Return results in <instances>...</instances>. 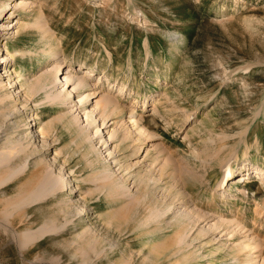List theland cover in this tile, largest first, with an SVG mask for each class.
<instances>
[{
	"label": "rangeland",
	"instance_id": "rangeland-1",
	"mask_svg": "<svg viewBox=\"0 0 264 264\" xmlns=\"http://www.w3.org/2000/svg\"><path fill=\"white\" fill-rule=\"evenodd\" d=\"M4 1L8 6L0 13V30L3 23L10 24L11 28L14 27L13 32L18 30L19 35L7 39V32L0 31V54L3 53L1 46L8 42L9 51L15 55L8 64L11 76L6 77L9 75L3 71L6 65L0 63V83L3 80L0 100L7 99L12 93L17 97V102L6 100L7 108L15 115L4 117L0 106V264H119V261H122L120 264H176L174 259L161 263L146 259L154 246V234L137 229V221H141L143 214L139 216L141 219L135 217L126 224L121 213L127 206L125 198L116 202L114 196L107 194L97 198L100 192L95 193L94 184L85 182L87 174L91 173L89 165L81 152L74 154L73 135L62 125L43 141L34 137L32 143L40 147V153L30 157L31 165L27 172L9 178L11 164L6 160L15 152L10 142L21 137L17 136L15 124L20 131H25V124L28 128L37 124L27 132L32 136V131L37 135V129L41 130L52 117L53 107L37 108L36 102L26 99L24 88L15 85L18 75L21 76L18 82H31L34 74L51 64L49 58L29 55L39 42L38 34L27 29V24L43 11L62 41L60 62L71 57L73 70H81L82 63L106 69L104 74L96 72L98 75L90 79L98 87H107L109 83L116 86L121 68L130 60L132 76L127 82L129 89L126 98L122 97V104L129 107L132 98L142 95L137 115L155 134L147 144L157 147L150 150V161L153 162L154 157L162 160L168 157L173 160L172 166L188 165L194 176L198 175L197 181L210 182L209 189L212 194L217 191V195V178H222V172L217 170L211 176L202 163L203 151L208 148L207 141L213 131L236 136L252 124L249 145L259 138L262 150L260 154L255 147L250 151L254 161L264 168V112L259 117L255 114L258 108L264 110V0H0V8ZM146 41L150 48L149 56L145 49ZM107 49L113 54L112 66L105 58ZM16 50H23L24 57L15 53ZM59 72L60 69L57 76ZM139 84L142 85L140 92ZM113 92L118 94L116 89ZM164 92L168 95L163 96ZM98 99L95 97L94 102ZM16 105L17 111L13 109ZM189 110H194L195 115L188 119L186 111ZM33 114L38 118L37 122L31 123ZM121 120L129 121L127 112ZM235 141L237 139L232 138L231 144ZM8 143L7 150L3 151L2 146ZM100 146H97L98 151H103V154L96 165L105 164L119 176L124 172L119 170L120 161L114 159L115 155L108 157L109 152ZM245 146L241 143L238 149L243 151ZM145 154L141 153L138 159L143 161ZM111 158L112 165L108 164ZM121 158L128 163L136 157ZM21 163L17 161L13 169H18ZM51 173L63 176L65 187L59 186L41 201L32 198L29 206L24 203L29 192L38 183L42 184L44 180L46 183ZM131 175L128 186L131 185L136 192L135 180H132L134 174ZM192 176L188 173L182 176V187L196 195L200 191L194 187ZM163 178L168 182L169 178ZM254 181L245 186L229 180L227 188L230 192L226 194L233 193L237 202L225 204L219 210L233 217L238 216L239 209L243 208V215L240 214L239 218L246 221L244 224L250 229H253L255 191L262 189L263 194H257V198L264 196V186L257 179ZM241 188L247 189L248 196L239 192ZM92 191L94 193L90 194ZM165 195L158 189L149 203L164 211L168 207ZM71 200V209L65 207ZM208 202L212 207L218 205L206 196L204 203ZM3 209L8 216L1 214ZM109 214L118 217L111 218ZM256 226L253 230L263 236L264 224ZM48 227L55 230L52 235L47 233ZM148 239L150 244L146 241ZM207 247L209 257L206 259L210 262L202 259L199 264H225L211 254L216 245Z\"/></svg>",
	"mask_w": 264,
	"mask_h": 264
},
{
	"label": "bare ground",
	"instance_id": "bare-ground-1",
	"mask_svg": "<svg viewBox=\"0 0 264 264\" xmlns=\"http://www.w3.org/2000/svg\"><path fill=\"white\" fill-rule=\"evenodd\" d=\"M130 1L132 2V0ZM7 6L8 3L4 1L2 8H0L1 14ZM2 28L0 31L7 32V39H10L12 35L13 38L19 35L18 30L15 33L13 32L14 27L11 28L10 24L3 23ZM28 28L38 34L37 42H39L28 54L31 57H40V59L49 58L51 64L46 66L44 71L34 74V79L31 82L26 80H23L21 83L18 82L19 78H21L18 75L17 79H15L17 81L14 80L15 85H20L21 88H24L26 99L36 102L37 108H44L47 105L53 107L52 117L44 124L41 130L37 129V135H34L32 131V136L27 132L37 127V124L31 128H28L27 124H25V131H20L19 126L15 124L17 136L21 137L15 138L10 142L15 152L6 160L7 164H11L9 178L13 179L20 173L27 172L31 165L30 157L40 153V147L32 143L33 138L35 137L43 141L46 136L53 135L59 125H62L64 130H69L73 135V143L76 146L74 154L81 152L89 165L91 173L87 174L85 182L94 184V192H100L97 198H101L102 194H107L110 197L114 196L115 202L125 198L127 206L122 209L121 213L123 222L126 224H129L135 217L141 219L140 215L143 214L141 221H137V229L142 228L146 233L151 232V234H154V246L147 254V260L161 263L163 260L173 261L174 259L176 264H199L202 259H208L207 246L211 244L212 247L213 245L217 246V248L211 251V254L224 261L225 264H228V261L233 262V264H264V235L261 236L262 233L260 235V232L253 230L255 227L257 228V224H264V196L261 197L259 195L261 199L257 198V194H263L262 189L258 188L255 191L256 194L254 193L255 203L252 211L253 229L248 228L244 224L246 221L243 222L239 218L243 208L239 207L238 216L233 215V217L219 211L224 208L225 204L237 202V196H233V193L231 195L226 194L230 192L227 188L229 180L233 179V182L247 186L257 179L264 186V168L254 161L250 151L252 147H255L256 152L260 154L262 150L259 138L255 140L253 145H249V138L251 136L250 127L252 124L247 125L236 136L234 135L235 137L214 131V133L210 134V138L208 137L207 143L209 145L203 151L204 160L202 163H204L209 173L212 174L211 176L217 170L222 172V178L218 177L217 183L214 182L217 184L219 194L216 195L217 191L212 194L208 186L210 182L197 181L198 175L194 176L191 170H189L188 165L172 166L173 160L168 159V157L162 160L159 157L153 156V162L152 160L150 161V150H156L157 147L147 144L148 140H151L150 138L155 137V134L142 123V118H139V115H137V108L140 103L139 98L142 95L137 94L135 98H132L133 100L131 99L129 107H125L122 104V97L124 96L123 99L126 98L125 95L129 89V87L127 88V82L132 76V63L130 60L127 66L124 65L121 68L119 77L116 79V86L113 83H109L107 87H98L90 79L98 75L96 72L101 71L104 74L106 69L100 68L96 64L82 63L80 64L82 66L81 70H73L70 66L73 59L71 57L60 62L59 54L61 49H63V44L43 11L38 12L34 20L27 24ZM7 46L8 42L4 47L1 46L3 53L0 54L2 57L0 63L6 65L3 71L9 74L11 69L8 68V64L13 61L15 55L9 51ZM145 46L147 55L149 56L150 48L147 41ZM15 53L23 57L25 55L23 50H16ZM105 58L107 59V63L112 66L114 63L112 52L108 51ZM59 69L60 72L57 76L56 74ZM9 76L11 75H6V77ZM9 84H12V82L10 81ZM1 85L3 86V80L0 83V87ZM141 88L142 85L139 84L138 92L141 91ZM113 89H116L117 95L114 94ZM163 94V96L168 95L167 92ZM95 97H99V99L94 102ZM7 99H13L17 102V97L13 96V93ZM7 99L0 100L1 113L4 117L12 114L11 110L7 108ZM73 104L75 105L73 106ZM146 104L147 101L144 105ZM75 107L76 111L73 112ZM156 107L157 105L154 104V109ZM13 109L19 110L17 105ZM77 112L78 115H75ZM126 112L128 113V122L121 120V117ZM263 112V109L258 108L255 114L259 117V114H263ZM186 113H188V119L192 115H195L194 110L186 111ZM37 118L38 115L33 114L30 122H37ZM84 123H86V126L83 125ZM232 138L237 139L234 144H231ZM241 143L246 145L243 151L238 149ZM8 145L9 143L2 146V150H7ZM98 145H101V148L103 147L105 151L109 152L108 157L115 155L114 159L116 158L120 161L119 170L122 169L124 171L120 175L127 171L131 172L127 173V175L117 176L111 166V169L105 164L98 167L96 163L100 162V156L103 154V151H98ZM210 145L211 148H209ZM145 152L144 159L142 158L143 161L138 159V156L141 153L143 155ZM122 156H124L123 159L136 158L127 163V160H122ZM199 156H201L200 153ZM112 159L108 161V164L112 165ZM17 161H21L22 163L18 169H13ZM40 163H44V160H40ZM134 168L135 170H133ZM143 169H146V171L143 172ZM131 173L134 174V179L132 180H135L133 185L138 190L136 192L132 190L131 185L128 186V182L131 176H133ZM185 173L193 175L194 187L196 186V189H199L197 190L200 191L199 194L198 192L196 195L194 192L192 194L191 191L190 194L186 189L183 190L182 180L184 179L182 176H185ZM164 176L169 178L168 182L164 181L166 180L163 178ZM44 181L42 184H36L35 188L33 187L34 189L29 192L30 194L27 199L22 197L23 200L25 199L24 203H27L29 206L32 203V198H37V200L41 201L49 193L55 192L59 186L65 187L66 185L63 176L53 173L47 177L46 183ZM205 183L206 186L202 187ZM158 189L165 192L164 199L168 201V207L164 211L160 210L158 206L149 203L152 202V197H154ZM94 192L92 191L90 194ZM203 192L205 194L201 196ZM239 192L243 196H248V191L245 188L239 189ZM206 196L212 203L220 206L217 205V207L213 204L214 206L212 207L210 202L205 204L204 198ZM24 203L21 202L20 204ZM71 203L72 200L67 202L65 207L70 208ZM21 207L23 208V206ZM1 214L8 216L7 211L4 209ZM114 215L109 214V217H118ZM72 222L70 221V223ZM54 231L52 227L47 228V233L51 234ZM146 241L150 244V239ZM207 261L210 262L209 260ZM120 263L122 261H119Z\"/></svg>",
	"mask_w": 264,
	"mask_h": 264
}]
</instances>
